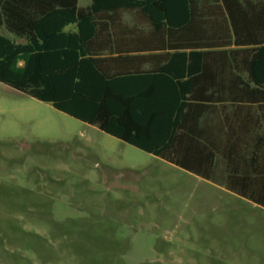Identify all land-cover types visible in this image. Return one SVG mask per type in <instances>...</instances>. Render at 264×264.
<instances>
[{"label":"rangeland","instance_id":"1","mask_svg":"<svg viewBox=\"0 0 264 264\" xmlns=\"http://www.w3.org/2000/svg\"><path fill=\"white\" fill-rule=\"evenodd\" d=\"M0 264H264V207L0 83Z\"/></svg>","mask_w":264,"mask_h":264},{"label":"trees","instance_id":"2","mask_svg":"<svg viewBox=\"0 0 264 264\" xmlns=\"http://www.w3.org/2000/svg\"><path fill=\"white\" fill-rule=\"evenodd\" d=\"M114 14L157 51L124 57L147 70L107 74L74 34L36 28L0 34V83L264 207V141L226 136L235 105L264 102V0H92L90 19Z\"/></svg>","mask_w":264,"mask_h":264},{"label":"crops","instance_id":"3","mask_svg":"<svg viewBox=\"0 0 264 264\" xmlns=\"http://www.w3.org/2000/svg\"><path fill=\"white\" fill-rule=\"evenodd\" d=\"M91 3L92 0H0V34L17 43H24L20 34L25 30L43 28L52 32L62 27L63 32L77 37L83 46L85 57L104 61L101 69L105 73L147 70L150 64L128 62L124 58L157 54V51H139L141 41L133 34L132 29H137L140 24L123 19L121 15L117 17L116 14L90 19ZM102 11L106 13L110 10ZM65 13L76 19L62 25ZM241 107L234 106V115L228 119L226 136L228 139L244 142L242 149L253 150L255 142L264 141V102L243 103ZM257 189L260 192V186Z\"/></svg>","mask_w":264,"mask_h":264}]
</instances>
